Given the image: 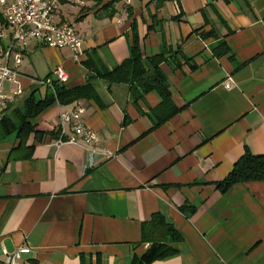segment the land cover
<instances>
[{
	"label": "crops",
	"instance_id": "obj_1",
	"mask_svg": "<svg viewBox=\"0 0 264 264\" xmlns=\"http://www.w3.org/2000/svg\"><path fill=\"white\" fill-rule=\"evenodd\" d=\"M57 21L81 38L80 58L30 40L16 83L5 84L22 96L4 117L32 94L43 99L51 88L39 82L57 66L67 88L90 83L103 107L56 102L31 120L36 135H6L0 121V261L26 247L19 264H131L150 249L142 224L158 214L182 241L154 264H264V181L217 187L246 152L264 156V0L63 2ZM0 30L3 56L11 39L1 9ZM135 41L144 62L166 58L179 112L162 123L155 93L96 75L127 60ZM222 42L229 53L215 56ZM229 77L236 86L226 90ZM76 105L94 146L113 158L90 167L85 147L57 143L59 116Z\"/></svg>",
	"mask_w": 264,
	"mask_h": 264
},
{
	"label": "trees",
	"instance_id": "obj_2",
	"mask_svg": "<svg viewBox=\"0 0 264 264\" xmlns=\"http://www.w3.org/2000/svg\"><path fill=\"white\" fill-rule=\"evenodd\" d=\"M206 35L201 36L205 38ZM213 52L215 56L220 57L228 54L229 50L222 42ZM165 60V56L161 54L144 62L141 49L135 41L127 60L111 71H96V75L110 84L136 85L144 94L155 93L161 101L157 110L165 113L162 123L179 112V109L172 104L169 84L160 68ZM50 83L51 89L43 99L38 100L32 94L25 100L23 110L15 112L14 119L5 116L1 120L6 135L16 134L20 137L31 132L36 135L31 120L56 102L60 105H69L80 99H86L93 100L103 107L100 96L90 83L74 88H67L65 84L54 79ZM262 181H264V156H255L246 152L217 187L221 193H226L236 184ZM181 241L180 234L172 225L166 223L162 216L153 215L150 222L142 224V242L151 244V247L142 257L134 256L131 264H154L165 261L176 253L170 245Z\"/></svg>",
	"mask_w": 264,
	"mask_h": 264
},
{
	"label": "built area",
	"instance_id": "obj_3",
	"mask_svg": "<svg viewBox=\"0 0 264 264\" xmlns=\"http://www.w3.org/2000/svg\"><path fill=\"white\" fill-rule=\"evenodd\" d=\"M133 0H120L123 8L131 5ZM67 3L71 7L84 8L89 0H0L2 19L10 30V45L3 56L0 51V121L4 118L3 111L22 96V89L5 91L6 83H16L18 69L22 62L23 54L28 42L35 40L39 44L51 49H69L75 59L81 56L82 40L66 22L57 21L61 3ZM6 33L0 30V42ZM52 78L61 84H66L68 76L62 66H57L52 71ZM51 81L43 80L39 84L50 87ZM233 78L229 77L223 83L226 90L235 88ZM83 108L74 106L71 110L63 112L59 116V140L58 144L79 145L86 148L90 167L96 166L114 157L113 153L104 149H98L94 145L97 141L96 134L89 129L82 120ZM26 247L12 254H5L4 261L0 264H19L21 256L28 254Z\"/></svg>",
	"mask_w": 264,
	"mask_h": 264
}]
</instances>
